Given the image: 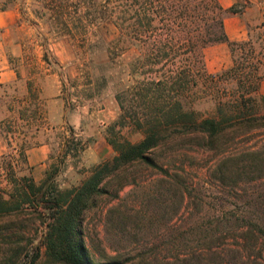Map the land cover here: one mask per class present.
<instances>
[{"label":"trees","instance_id":"obj_1","mask_svg":"<svg viewBox=\"0 0 264 264\" xmlns=\"http://www.w3.org/2000/svg\"><path fill=\"white\" fill-rule=\"evenodd\" d=\"M38 1L40 17L48 19L59 37H81L85 41L90 30L101 35L119 30L121 53L136 46L138 54L128 64L132 79L116 93L120 115L106 130L115 153L93 165L79 184L62 188L58 163H51L40 181L31 174L18 175L13 162L0 165V236L19 237L3 249L0 264H37L42 245L47 259L55 264H264L262 221L228 215L194 218L191 212L176 218L187 197L188 210L204 202L193 197L183 169L172 170L169 161L159 156V151L172 150L183 139L201 150L216 152L227 149L224 145L230 142L231 133L264 130V97L257 95L261 61L253 56L251 39L230 41L226 30L227 16L242 13L244 5L226 8L220 0ZM220 42H229L234 56L236 52L239 55L229 68L210 73L205 50ZM222 81H233L235 87L216 101L213 115L205 116L195 103ZM91 84L88 79L86 85ZM3 124L5 121L0 126ZM68 129L70 135L63 141L60 163L86 147L74 128L69 125ZM126 129L141 133L142 138L131 140ZM20 154L27 160L24 151ZM231 160L237 163V190L244 173L264 168V152L249 148L231 151L214 171L225 174ZM137 166L153 169L159 176L150 196L164 201L166 192L181 196L180 207L169 222L170 245L165 252L147 251L141 248L139 239H132V248L120 250V256H97L86 242V216L98 205L99 198L110 192L111 181L120 179V189L136 183L135 177L127 176ZM260 174L253 178L263 176ZM18 215L31 216L38 222L41 238L24 244L25 227L15 220L3 222Z\"/></svg>","mask_w":264,"mask_h":264},{"label":"rangeland","instance_id":"obj_2","mask_svg":"<svg viewBox=\"0 0 264 264\" xmlns=\"http://www.w3.org/2000/svg\"><path fill=\"white\" fill-rule=\"evenodd\" d=\"M16 2L21 8L23 25L15 30L14 36L22 39L25 45L22 50L20 46L8 47L10 61L20 73L19 79L7 84L0 83V124L5 121L3 129L0 126V165L13 162L18 175L31 174L40 181L45 171L34 173L20 151H24L27 157L29 148L48 142L51 149L48 167L51 163L61 164L59 185L62 188L71 187L88 176L92 165L87 163L86 154L74 155L73 152L60 163L63 141L70 135V130L50 121L40 91V79L44 76L45 69L49 68L51 72H58L64 76L65 95L69 99L74 93L82 96L92 93L94 99L88 101L83 108L86 112L85 119L87 122L92 120L95 123L94 127L103 124L106 132L108 126L120 115L119 113L112 119L114 112L116 113L115 95L132 79L128 64L138 54V47L130 46L121 53L120 39L117 38L119 30L113 29L110 33L102 35L90 30L85 41L81 37L75 39L59 37L51 30L48 19L40 17L38 11H42V7L38 0H0V7ZM249 39L252 40L254 47V58L261 61L259 74L264 79V28L253 27L248 38L243 40L230 38V41ZM238 55L239 52H236L234 56L229 42L213 44L205 50L207 70L210 73L225 70L233 64ZM73 73H81L80 78L69 76ZM88 79H91L93 84L86 85ZM225 87L230 90L226 91ZM234 87L233 81L220 82L215 89L208 90L204 97L196 101L195 108L205 116L213 115L216 101L226 93H231ZM257 95L259 98L263 97ZM70 103L74 104L75 100L71 99ZM104 107H107V110L99 113ZM83 128L85 129L82 126H75L74 130L79 133L84 130ZM241 131L238 130L239 134L231 133L228 136L230 142L224 145L227 149L223 148L221 151L201 150L187 139L178 141L172 150L169 148L159 151L161 160L169 161L172 170L183 169L184 181L193 191V197L205 203L203 206L197 205L193 210H188L187 197L176 218L182 213L188 216L191 212L190 217L194 218L228 215L235 219L246 217L264 223V168L262 171L248 170L244 173L240 178L242 182L239 190L235 184L237 180V176L234 175V171L236 173L237 170L235 161L227 163L230 170L225 168V174L214 171L231 151L253 148L264 152V130ZM90 133L82 134L86 144L93 139V136H89ZM125 134L133 141L142 138L141 133L130 129H126ZM261 172L263 176L253 178L261 175ZM127 177V179L135 177L137 182L120 189V179L111 181L108 185L110 192L102 195L98 205L86 216V242L97 256H120V250L132 248L138 239L140 245H143L141 248L147 251L158 249L165 252L170 245L169 222L175 210L180 207L181 196L166 192L167 201L162 198L155 199L153 194L150 196L149 191L156 189L158 185L156 179L159 177L153 169L137 166L130 169ZM1 180L5 186L6 181L4 178ZM9 220H15L17 225L25 227L24 231L27 232L22 239L24 244L35 237L41 238L42 230L38 229L39 223L31 216L7 217L3 222ZM16 239L19 237L15 236L12 239L9 236H0V259L3 249L9 247L10 242ZM37 264H55L47 259L44 245Z\"/></svg>","mask_w":264,"mask_h":264},{"label":"crops","instance_id":"obj_3","mask_svg":"<svg viewBox=\"0 0 264 264\" xmlns=\"http://www.w3.org/2000/svg\"><path fill=\"white\" fill-rule=\"evenodd\" d=\"M221 4L228 8L235 4H243L242 13L230 14L226 18V30L231 39L243 40L249 37L250 29L253 27L264 28V0H220ZM22 12L19 3L8 4L4 9H0V83L7 84L19 79L20 73L12 65L10 55L8 54V47L15 45L20 46L21 50L25 42L22 39L14 36L15 30L23 25L21 21ZM69 76L80 78L81 73H73ZM41 81V94L44 97L48 117L53 124H61L63 128H68L71 125L82 126L85 129L76 136L84 139L82 134L90 133L93 139L90 143L86 144L85 149L80 154H86L89 165H95L99 162L114 155L115 151L111 144L108 142L107 134L103 128L94 127L92 120L87 122L83 108L86 103L93 100L95 96L79 95L74 93L69 99L65 93L64 76L58 72H51L49 68L45 69L44 76ZM258 93L264 97V79L260 80ZM116 98V95H115ZM75 100L71 105L70 100ZM117 99L116 113L112 116L115 119L119 115L120 106ZM107 110L104 107L99 110V113ZM109 122V121H108ZM105 123V121H102ZM107 123V122H106ZM88 127V128H87ZM68 132V131H67ZM50 144L42 142L37 146L27 150V161L31 165L33 172L46 171L48 168L47 162L50 158Z\"/></svg>","mask_w":264,"mask_h":264}]
</instances>
